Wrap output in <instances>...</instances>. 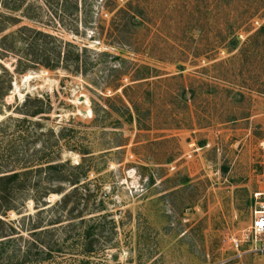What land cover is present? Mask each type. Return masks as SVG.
Returning <instances> with one entry per match:
<instances>
[{"label":"rangeland","instance_id":"1","mask_svg":"<svg viewBox=\"0 0 264 264\" xmlns=\"http://www.w3.org/2000/svg\"><path fill=\"white\" fill-rule=\"evenodd\" d=\"M33 1L37 18L17 12L13 30L37 28L62 50H87V71L15 74L1 105L0 124L11 128L0 134V164L38 169L49 154L45 161L67 164L64 174L80 182L35 172L39 188L17 199L21 211L0 215L16 238L48 226L61 251L46 264H264L230 242L250 226L264 186V0H81L79 12L57 15ZM19 41L18 56L3 60L11 71L32 57ZM147 66L157 75L134 82ZM28 96L51 110L19 129ZM93 224L98 251L86 258L77 253Z\"/></svg>","mask_w":264,"mask_h":264},{"label":"trees","instance_id":"2","mask_svg":"<svg viewBox=\"0 0 264 264\" xmlns=\"http://www.w3.org/2000/svg\"><path fill=\"white\" fill-rule=\"evenodd\" d=\"M45 4L48 6L49 12H55L57 15L58 12L62 14H66V12H79L84 7V2L81 0H43ZM132 1L129 2L130 7ZM127 5V4H126ZM36 3L33 0H0V34L6 32V30H10L5 33L0 39V112L1 105L6 96L12 89V82L15 77L24 75L31 68H39L44 67L48 70H56L59 68H65L67 70H72L76 73L83 70V73H86L87 69V57L86 51L81 53L79 50L71 49L70 44H65V50H62V40L58 41V45L56 44V40L58 39L53 34L49 32H45L43 30H38L37 28H29L26 26L20 27L18 30H13V26L20 22L19 18L16 17L17 12H25L26 17L30 19H36L37 16L33 14V12L38 8L36 7ZM4 10L9 11V13L2 12ZM130 9V8H129ZM129 9L125 7H120L117 10L118 14H122L123 12H129ZM135 12V11H134ZM125 17L128 18L127 13ZM132 20L135 21L138 19L137 15L134 13V17ZM9 21V22H6ZM21 36V37H19ZM23 41V45H27L29 49H31V59L29 62H25L22 58L18 62L14 71H11L3 62V60H7L10 54L13 56H18L19 48L18 45L20 41ZM59 40V39H58ZM52 41L53 47H49L50 42ZM233 48L236 49L238 45V40L235 38L232 40ZM41 56V59H40ZM85 56V57H84ZM144 69V70H143ZM151 71V72H150ZM138 75V76H137ZM135 78H133L134 82H139L141 80H147L150 77L156 76L155 73L152 74V70L149 66L145 68H141L139 72H137ZM128 88V86L126 87ZM181 96V99L188 105V97L185 92ZM134 113L140 117V109L137 105H135ZM51 106L49 101H45L39 97H31L28 96L25 100L24 104L20 107L18 112L22 114L24 117L17 118L16 121L19 124V129L21 126L30 128L31 123H33V119L43 115L45 113L50 112ZM120 115H123L121 111H118ZM133 115L130 113V121H132ZM30 124V125H29ZM40 127L41 123H38ZM9 125H5L4 123L0 124V134H7ZM25 128V129H26ZM23 130V129H22ZM64 133L60 132L59 138L64 137ZM41 136V135H40ZM50 136H55V132H51ZM22 138L21 136H19ZM41 138H38V141ZM58 142V141H56ZM51 147V144H49ZM43 151H46L45 145L43 146ZM90 152H85V154H89ZM49 156V154H45L40 158V166L38 169H34V165L25 166L20 169H9L8 167L2 166L0 164V215L6 216L10 214V212H20L19 206L17 204V199L27 196V192L29 193L33 187L38 186V181L41 175L46 173L48 178L53 181H70L73 184H77L80 182L79 176L76 175L74 177H70L65 175L64 171L67 167L65 163H54L50 160L45 161L44 159ZM46 165V167H43ZM83 164L80 163L75 168H82ZM38 172L39 179L37 182H33V174ZM70 177V178H69ZM41 191V189L36 192ZM62 190H57L56 193H62ZM53 191L52 193H54ZM50 192H46L45 195H48ZM71 194H66L63 197L61 206L63 209L67 208L69 203ZM78 205H74V207L70 210L71 215L73 212L78 209ZM78 216H74L77 218ZM61 221L55 222L60 223ZM97 224H93L89 226L86 230V234L82 237L80 243L83 248L81 253L82 256L86 258H90L97 253V238H94L96 235ZM30 235V238H25L23 235H20L19 239L16 238L17 235L20 234L18 228L10 222L5 221L0 218V260L5 259L6 264H46L48 262H53L55 258V253L60 252L61 248H58L57 244L54 243L52 238L50 237L52 230L48 228V226H43L39 223L34 224L30 229H27ZM18 237V236H17ZM24 240V244L22 245V241ZM21 239V240H20ZM21 242V244H19ZM24 249V251H23Z\"/></svg>","mask_w":264,"mask_h":264},{"label":"built area","instance_id":"3","mask_svg":"<svg viewBox=\"0 0 264 264\" xmlns=\"http://www.w3.org/2000/svg\"><path fill=\"white\" fill-rule=\"evenodd\" d=\"M251 224L230 238L233 247L240 253L264 256V186L253 194Z\"/></svg>","mask_w":264,"mask_h":264}]
</instances>
